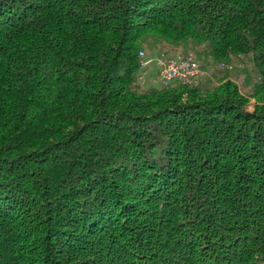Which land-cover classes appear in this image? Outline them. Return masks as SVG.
<instances>
[{
	"label": "trees",
	"instance_id": "1",
	"mask_svg": "<svg viewBox=\"0 0 264 264\" xmlns=\"http://www.w3.org/2000/svg\"><path fill=\"white\" fill-rule=\"evenodd\" d=\"M0 264H264V0H0Z\"/></svg>",
	"mask_w": 264,
	"mask_h": 264
},
{
	"label": "rangeland",
	"instance_id": "2",
	"mask_svg": "<svg viewBox=\"0 0 264 264\" xmlns=\"http://www.w3.org/2000/svg\"><path fill=\"white\" fill-rule=\"evenodd\" d=\"M160 52H167L169 55L176 54V52L168 50L159 51L145 48V54L148 58H155ZM199 63L207 72L205 77L199 79V84L219 86L224 81L230 80L236 83L243 93L249 95L252 93V90L258 82L254 67L247 59H234L226 64V66H222V63H224L222 61L212 62L210 64H203L199 61ZM140 82L143 89L161 87L158 82V74L155 64L141 70ZM254 103L255 100L251 99L250 104L248 105L249 110L254 108Z\"/></svg>",
	"mask_w": 264,
	"mask_h": 264
},
{
	"label": "built area",
	"instance_id": "3",
	"mask_svg": "<svg viewBox=\"0 0 264 264\" xmlns=\"http://www.w3.org/2000/svg\"><path fill=\"white\" fill-rule=\"evenodd\" d=\"M141 68L146 69L156 65L158 82L162 88L176 85L193 86L200 78L207 75L206 70L199 63L195 53H178L169 55L159 53L155 58H148L144 50L139 51ZM222 66H226L222 63Z\"/></svg>",
	"mask_w": 264,
	"mask_h": 264
}]
</instances>
